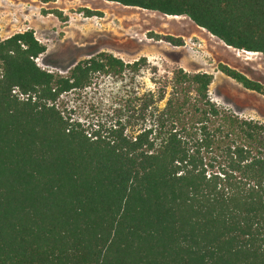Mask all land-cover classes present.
<instances>
[{
    "label": "trees",
    "instance_id": "obj_1",
    "mask_svg": "<svg viewBox=\"0 0 264 264\" xmlns=\"http://www.w3.org/2000/svg\"><path fill=\"white\" fill-rule=\"evenodd\" d=\"M102 1L185 17L264 58V0ZM44 52L31 30L0 41V264H264V126L217 107L211 74L177 69L161 108L143 95L89 134L59 98L144 59L100 53L60 76L35 64ZM217 69L264 96L259 82Z\"/></svg>",
    "mask_w": 264,
    "mask_h": 264
},
{
    "label": "rangeland",
    "instance_id": "obj_2",
    "mask_svg": "<svg viewBox=\"0 0 264 264\" xmlns=\"http://www.w3.org/2000/svg\"><path fill=\"white\" fill-rule=\"evenodd\" d=\"M26 30L45 47L35 64L60 76L100 53L124 64L144 59L137 72L95 75L88 88L59 98L57 106L63 114L89 134L117 125L126 108L143 95L154 93L161 108L163 102L156 97L165 87L169 92L177 69L211 74L208 95L217 107L264 126V96L243 89L217 69L225 65L264 85V58L226 47L185 17H166L102 0H0V35ZM165 37L180 39L182 45L172 46ZM139 127L130 122L126 133L133 135Z\"/></svg>",
    "mask_w": 264,
    "mask_h": 264
},
{
    "label": "built area",
    "instance_id": "obj_3",
    "mask_svg": "<svg viewBox=\"0 0 264 264\" xmlns=\"http://www.w3.org/2000/svg\"><path fill=\"white\" fill-rule=\"evenodd\" d=\"M12 94L16 95L18 99H24V96L20 95L16 89H13Z\"/></svg>",
    "mask_w": 264,
    "mask_h": 264
},
{
    "label": "crops",
    "instance_id": "obj_4",
    "mask_svg": "<svg viewBox=\"0 0 264 264\" xmlns=\"http://www.w3.org/2000/svg\"><path fill=\"white\" fill-rule=\"evenodd\" d=\"M10 36H11V35H8V36H6V35H2V34L0 35V37L3 38V39H6V38H8V37H10Z\"/></svg>",
    "mask_w": 264,
    "mask_h": 264
},
{
    "label": "bare ground",
    "instance_id": "obj_5",
    "mask_svg": "<svg viewBox=\"0 0 264 264\" xmlns=\"http://www.w3.org/2000/svg\"><path fill=\"white\" fill-rule=\"evenodd\" d=\"M247 55H253V53L246 52Z\"/></svg>",
    "mask_w": 264,
    "mask_h": 264
},
{
    "label": "water",
    "instance_id": "obj_6",
    "mask_svg": "<svg viewBox=\"0 0 264 264\" xmlns=\"http://www.w3.org/2000/svg\"><path fill=\"white\" fill-rule=\"evenodd\" d=\"M246 53V52H245Z\"/></svg>",
    "mask_w": 264,
    "mask_h": 264
}]
</instances>
